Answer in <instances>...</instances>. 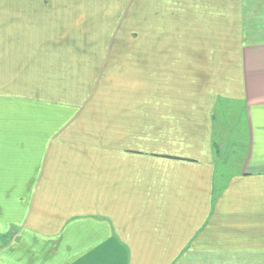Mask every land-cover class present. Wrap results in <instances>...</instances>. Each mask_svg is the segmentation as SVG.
I'll return each mask as SVG.
<instances>
[{"label":"crops","instance_id":"obj_1","mask_svg":"<svg viewBox=\"0 0 264 264\" xmlns=\"http://www.w3.org/2000/svg\"><path fill=\"white\" fill-rule=\"evenodd\" d=\"M0 264H264V0H0Z\"/></svg>","mask_w":264,"mask_h":264},{"label":"rangeland","instance_id":"obj_2","mask_svg":"<svg viewBox=\"0 0 264 264\" xmlns=\"http://www.w3.org/2000/svg\"><path fill=\"white\" fill-rule=\"evenodd\" d=\"M133 4H134V6L139 5V0H133Z\"/></svg>","mask_w":264,"mask_h":264}]
</instances>
